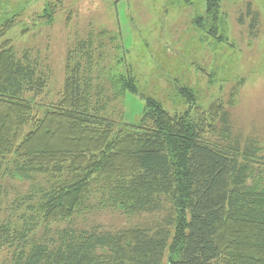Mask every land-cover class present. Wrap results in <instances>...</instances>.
Listing matches in <instances>:
<instances>
[{"label":"trees","instance_id":"trees-1","mask_svg":"<svg viewBox=\"0 0 264 264\" xmlns=\"http://www.w3.org/2000/svg\"><path fill=\"white\" fill-rule=\"evenodd\" d=\"M55 12L50 2L38 16L50 23ZM248 15L254 29L260 16L250 3ZM17 17L0 16V162L9 178L47 183L24 196L20 225H0V263L264 264V157L257 142L235 137L226 103L204 109L180 86L195 113H171L148 97L140 119L125 122L124 95L139 88L123 45L115 57L127 68L105 64L110 31L103 29L69 49L60 98L37 105L49 77L7 38ZM195 22L227 41L222 0H205ZM96 193L103 207L164 217L118 231L54 230L86 211Z\"/></svg>","mask_w":264,"mask_h":264},{"label":"rangeland","instance_id":"rangeland-1","mask_svg":"<svg viewBox=\"0 0 264 264\" xmlns=\"http://www.w3.org/2000/svg\"><path fill=\"white\" fill-rule=\"evenodd\" d=\"M0 0V16L18 15L7 33L18 57L25 54L49 77L45 91L35 98L37 105L56 102L66 78L67 53L89 33L109 30L106 65L123 71L117 64V45L126 50V64L136 77L139 95L127 92L120 112L124 121L137 122L146 98L159 100L171 113L191 109L180 86L193 90L196 103L204 109L218 100L226 103L232 131L244 145L254 141L264 157V0H222L225 13L220 42L200 29L195 17L204 14L205 0ZM56 4L50 23L39 18L48 3ZM248 3L259 13V23L252 29ZM115 36L116 38H112ZM233 99V103L228 101ZM40 113V112H39ZM120 121L121 115L115 114ZM212 139H219L211 136ZM258 170L264 173V163ZM6 163L0 162V225H20L23 203L35 185L46 184L5 176ZM264 177V176H263ZM96 193L86 211L71 222L58 224L79 229L99 227L118 231L131 226L151 227L164 214L127 215L102 206ZM12 224V225H13ZM39 235L43 226H39ZM7 253V252H5ZM4 253V254H5ZM0 264H4L1 263Z\"/></svg>","mask_w":264,"mask_h":264}]
</instances>
